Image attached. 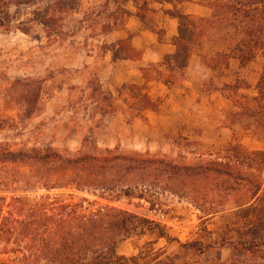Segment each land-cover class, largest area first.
I'll return each instance as SVG.
<instances>
[{
	"label": "rangeland",
	"instance_id": "1",
	"mask_svg": "<svg viewBox=\"0 0 264 264\" xmlns=\"http://www.w3.org/2000/svg\"><path fill=\"white\" fill-rule=\"evenodd\" d=\"M50 1L30 2L21 8L9 28L0 27V145H6L13 153L45 145L71 154L108 149L131 156L149 153L191 166L202 155L204 158H209L208 154L217 155L231 142H239L249 151H264V134L256 131V122L247 125L246 121L234 124L230 120L238 111L235 101L256 94L263 72L264 3L261 1L264 0H220L238 12L221 8L220 16L217 13L206 23L198 21V26L204 28L198 50L208 71L200 97L194 102L180 96L174 99L168 96L164 100L153 96L161 99L160 112H147L144 118L126 114L120 99L117 112L103 115L97 107V98L92 97L90 83L99 79L98 72L110 53L106 48L117 49L112 39L127 41L129 35L123 27H118L115 31L118 33L112 36V32L101 33L100 25L92 26L94 20L99 24L112 21V0H80L81 12L65 16L63 33L48 38L44 27L31 19L33 11L43 9ZM24 22L27 33L18 28ZM130 54L134 59L137 56ZM225 54L230 55L229 68L221 59ZM164 76H168L167 71L160 78ZM153 77L148 74L146 80L152 81ZM24 79L38 81L31 89L39 94L38 111L25 124H20L18 114L25 107L20 99L27 88L12 83ZM174 80L179 82L181 76H175ZM235 83L241 87L237 92L224 87ZM102 86L118 97L120 88L112 91L106 82ZM25 161L0 156V195L10 196L14 191L22 198L16 203L18 208L24 203L30 207L46 205L50 219L55 222H50L47 241H35L34 233L26 235L24 230V221L32 223L33 218L27 212L21 214L23 224L16 225L15 234L0 238V264H61L63 257L59 261L48 257L54 251L61 253L63 239L58 231L65 229L69 238L77 235L82 223L90 221L92 211L104 205L149 221L120 239L118 253L128 258L162 249L164 253L159 259L171 264L228 262L232 250L227 246L201 254L182 249L180 243L219 246L223 240L247 239L243 225L247 214L241 207L251 200L245 188L236 182L205 181L206 191L202 195L205 202H198L192 193L194 182L188 183L179 194L154 197L148 194L147 200L126 197L108 200L89 189L77 190L74 184L51 182L25 192L24 181L15 186L10 184L18 173L29 172L30 164ZM149 198L154 201V208ZM248 215L251 217L252 212ZM131 219L127 216L128 221ZM155 225L163 227L170 240L161 238ZM61 226L63 229L59 230ZM237 254L242 263L255 262L243 252Z\"/></svg>",
	"mask_w": 264,
	"mask_h": 264
},
{
	"label": "trees",
	"instance_id": "2",
	"mask_svg": "<svg viewBox=\"0 0 264 264\" xmlns=\"http://www.w3.org/2000/svg\"><path fill=\"white\" fill-rule=\"evenodd\" d=\"M32 1L34 0H0V27L9 28L16 19V15L21 13V8ZM186 2H195L210 8L212 18H215L217 13L220 16L218 11L221 8L230 9L234 13L238 12V9L232 6L228 8L220 0H112L114 4L112 21L99 24V21L94 20L92 26L100 25L98 30L104 34L113 33L118 30V27L124 28L128 16L127 6L132 4L144 27L157 33L161 41L164 31L155 22V5H170L172 8L166 13L179 21V32L172 41L175 52L162 60L168 76L160 78L166 86H170L174 84L175 76L184 75L192 56H200L198 48L201 47L204 28L199 27L197 22L211 21L183 14L178 7ZM80 6V0H51L43 9L33 11L31 22L42 25L48 38L58 36L63 33L64 17L81 12ZM13 9H15L14 13ZM26 24V22L20 23L18 28L27 33ZM131 39L132 35L129 34L127 41L120 40L115 44L117 49L106 48L113 52L114 60H133L130 54L134 53ZM221 59L229 68L230 55H222ZM159 74L162 75V72ZM37 82L24 79L12 83L14 86L27 88L20 99L25 106L18 114L20 124H25L26 120L31 119L38 111L39 94L31 91ZM149 82L146 80L142 85L124 84L118 90V97L106 92L99 79L92 81L90 85L92 97L97 98V107L103 115L117 112L120 108L117 100L120 99L125 105L126 114L144 118L147 112H160L161 109V99H154L150 95ZM224 87L234 92L241 88L238 83L224 85ZM235 105L238 111L232 115L231 122L236 124L246 121L247 125L250 122H256V131L264 134V67L256 86V94L241 96L235 101ZM105 107L108 111H105L107 110ZM86 140H83V143ZM5 146L0 145V156L24 159L30 164L28 173H18L10 182L15 186L20 181H24L25 192L39 184L47 186L51 182L66 186L74 184L77 190L89 189L95 195L108 200L112 198L119 200L122 197L147 200L148 194H152L153 197L155 194H179L188 183L194 182L196 187L194 185L192 193L196 195L198 202H205L202 197L203 192L206 191L205 181L223 179L226 183L236 182L240 184V187L245 188L251 200L241 207L242 212L247 214L243 221L247 239L228 242L223 240L219 246L204 245L202 242L180 243V247L202 254L218 250L220 246H227L232 250L230 261H216L214 264H246L236 258L239 252L253 259L255 261L253 264H264V151H249L241 143L231 142L217 155L208 154L209 158H204L202 155V159L191 166L180 164L166 156H155L149 153L131 156L108 149L91 154L81 152L71 154L67 150H55L51 145L13 153ZM199 182L204 184V188ZM8 185L6 183V186ZM148 200L154 208V201L150 198ZM21 201L22 198L14 191L10 196L0 195V238L4 235L13 236L16 225L23 224L19 217L27 212V216L32 217L33 222L24 221L26 235L31 232V235L33 233L35 235L33 236L35 241H47L46 234H48L50 222H55L48 215L50 210L46 205L30 207L26 203L20 208L16 207V203ZM85 202L90 201L85 199ZM92 212L90 221L82 223L81 231L75 235L76 237L69 238V233L62 226L60 227L59 230H63L58 231L57 234L63 239L61 253L54 251L48 254V257L51 256L53 261H59V257H63L61 264H171L170 261L159 259L164 253L162 249H151L150 255H143L140 252L138 256L130 258L118 253V244L123 235L149 224L147 219L137 218L112 209L108 205L101 206L100 210ZM251 212L250 217L248 214ZM127 216L132 218L131 221L127 220ZM150 226L148 225V228H151ZM155 226L161 238L170 240L163 227Z\"/></svg>",
	"mask_w": 264,
	"mask_h": 264
},
{
	"label": "crops",
	"instance_id": "3",
	"mask_svg": "<svg viewBox=\"0 0 264 264\" xmlns=\"http://www.w3.org/2000/svg\"><path fill=\"white\" fill-rule=\"evenodd\" d=\"M171 8L170 5H155V22L164 31L163 40L160 41L157 33L144 27L143 22L136 14L135 6L132 4L127 6L128 16L124 29L132 35L131 46L137 56L133 60H114L113 52L110 51L98 72L101 84L106 82L113 91L121 88L124 84H142L146 81V76L152 74L154 79L149 82V91L152 97L164 100L168 96L172 97L171 99L180 96V99L188 98L197 102L208 76V71L199 55L192 56L189 66L179 82L175 81L174 84L166 86L160 79L159 73L166 71L162 60L165 56L175 52L172 41L179 32V21L166 13ZM178 9L185 15L205 21L212 18L210 8L195 2L181 4ZM114 33L118 32H113L112 36ZM118 41V38L112 39V44ZM162 108H164L163 105Z\"/></svg>",
	"mask_w": 264,
	"mask_h": 264
}]
</instances>
